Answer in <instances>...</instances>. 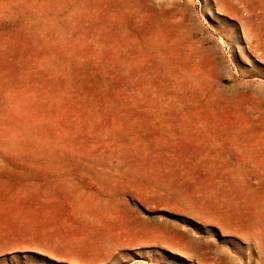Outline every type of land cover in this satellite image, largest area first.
<instances>
[{
	"label": "rangeland",
	"instance_id": "1",
	"mask_svg": "<svg viewBox=\"0 0 264 264\" xmlns=\"http://www.w3.org/2000/svg\"><path fill=\"white\" fill-rule=\"evenodd\" d=\"M0 264H264V0H0Z\"/></svg>",
	"mask_w": 264,
	"mask_h": 264
}]
</instances>
